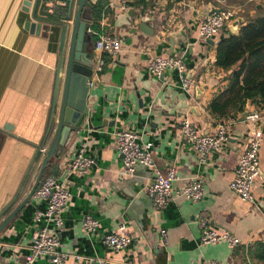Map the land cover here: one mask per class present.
<instances>
[{
	"label": "crops",
	"instance_id": "crops-1",
	"mask_svg": "<svg viewBox=\"0 0 264 264\" xmlns=\"http://www.w3.org/2000/svg\"><path fill=\"white\" fill-rule=\"evenodd\" d=\"M68 1L31 0L25 11V0H0V222L30 190L44 155L40 149H46L44 140L53 135L55 125L49 133L48 125L52 101L62 86L56 89L57 48ZM64 6L65 16H56ZM95 7L99 9L92 11L86 31L92 66L104 55L95 48L99 36L117 35L122 45L114 57L104 55L106 64L98 77L92 72L82 141L75 137L77 142L51 158L44 171L43 178L64 180L70 193L58 215L63 223L55 233L58 252L68 256L66 264H262L250 259L248 249L264 241V179L259 175L256 180L252 202L240 200L229 184L251 139L260 141L259 170L264 175V106L246 102L249 111L263 116L257 124L240 121L242 112L234 109L219 117L210 111L211 101L227 89L238 64L228 70L215 65L216 46L228 37V28L215 34L210 45L200 39L197 27L209 12L225 9L237 14L241 28L264 16V0H98ZM41 21L50 24L47 37L25 28L26 22ZM144 24L153 31L141 29ZM155 56L181 58L184 76L195 85L185 92L177 72L166 71L162 78L149 74L147 65ZM185 119L210 135L226 125V141L199 161L180 133ZM122 130L137 133L163 171L175 169L171 200L160 211L147 193L150 171L138 167L133 175L123 172L114 142V133ZM79 146L84 157L94 160L84 176L70 174L68 168ZM195 177L203 182V196L193 203L177 191ZM46 209L47 203L33 196L29 207L0 232V264H25L38 230L53 228L44 216L34 220ZM85 217L98 223L92 234L82 226ZM201 221L241 243L201 245ZM121 223L132 242L116 251L104 245L103 237ZM52 260L41 257L33 264H54Z\"/></svg>",
	"mask_w": 264,
	"mask_h": 264
},
{
	"label": "built area",
	"instance_id": "built-area-1",
	"mask_svg": "<svg viewBox=\"0 0 264 264\" xmlns=\"http://www.w3.org/2000/svg\"><path fill=\"white\" fill-rule=\"evenodd\" d=\"M237 20V14L232 10L215 9L209 12L203 21L197 27V33L200 39H211L215 34L227 28L229 24ZM92 33V31H90ZM122 40L117 35L104 34L99 36L95 43L96 50L109 57H114L121 50ZM104 55L99 58L92 66V72L96 77L102 73L106 64ZM185 64L181 58L173 56H155L152 57L147 65L149 74L160 77L166 71H175L180 78V87L185 92L195 85V81L184 76ZM90 85L92 82H89ZM263 116L257 111H248L245 120L257 124ZM180 133L182 137L188 140L199 159L204 161L206 156L212 151H218L227 139V127L220 124L215 135L199 133L194 125L185 119L181 123ZM114 142L118 152L125 175H133L138 167L145 168L151 173V181L147 186V193L150 196L153 206L156 210H162L172 197V185L177 179L175 169L170 167L163 171L158 167L147 146L142 145L138 140L137 133L130 130H122L114 133ZM260 141L251 139L247 147L240 153L234 177L229 184L230 191L240 200L245 202L253 201L252 188L259 178V152ZM44 148L40 149L43 154ZM83 148H80L77 154L69 161V173L79 176L86 175L94 165V160L84 157ZM177 193L184 196L189 201L196 203L203 196V182L198 177L192 178ZM35 198L47 203V209L44 213L37 212L34 220H39L44 216L52 221L51 231L47 227L40 228L36 238L25 256V264H33L41 257H52L54 264H66L68 256L58 252L59 241L55 235L56 231L62 228V220L59 214L62 208L68 203L70 193L64 180L55 176L44 177L33 195ZM85 231L92 234L96 231L98 223L90 217H85L82 221ZM200 227L202 235L200 237L201 245L215 244L220 242L227 243L230 247H236L241 242L230 233L223 231L217 233L210 228L207 221H201ZM126 226L121 223L118 228L106 234L103 237V243L106 247L113 250H121L131 244V237L124 234ZM163 234V232H162ZM264 238V229L261 231ZM208 264H219L216 261H210Z\"/></svg>",
	"mask_w": 264,
	"mask_h": 264
},
{
	"label": "water",
	"instance_id": "water-1",
	"mask_svg": "<svg viewBox=\"0 0 264 264\" xmlns=\"http://www.w3.org/2000/svg\"><path fill=\"white\" fill-rule=\"evenodd\" d=\"M97 1H68L67 23L61 25L57 48L56 89L60 88V84L62 86L60 94H56L52 101L48 125V133L51 131L52 126L55 125L53 135L48 141L47 138L44 140L43 146L47 144L46 149L40 160L39 169L30 190L9 215L0 222V232L12 224L20 212L25 211L29 207V203L43 178L50 159L59 157L74 142H77L76 139H82L81 128L84 126L85 120L89 118L86 98L89 91V80L92 75L93 63L92 54L90 53L91 36L86 31L88 24L93 19L91 8L96 5ZM30 2L31 0H25V11L30 6ZM49 25L48 22L44 23V21L38 24L26 22L25 28L32 34H39L42 31V35L47 37ZM144 26L150 27L151 32L153 31L150 24L141 25V29ZM227 28L230 35H238L240 23L236 20L229 24ZM206 42L210 45L213 44L212 39H207ZM171 53L168 52V54ZM195 91L196 98L199 99L200 91L198 88H195ZM248 111L249 107L245 106L240 121L245 119ZM75 137L76 141H73ZM259 175L264 179V175L260 170Z\"/></svg>",
	"mask_w": 264,
	"mask_h": 264
},
{
	"label": "trees",
	"instance_id": "trees-1",
	"mask_svg": "<svg viewBox=\"0 0 264 264\" xmlns=\"http://www.w3.org/2000/svg\"><path fill=\"white\" fill-rule=\"evenodd\" d=\"M95 6L94 13L99 9ZM57 11L55 15L63 17L66 6ZM236 64L238 69L232 72L227 89L209 105L210 111L218 117L233 109L243 112L247 101L264 106V16L242 26L238 35L229 34L218 42L215 65L228 70ZM248 255L264 264V241L250 247Z\"/></svg>",
	"mask_w": 264,
	"mask_h": 264
}]
</instances>
